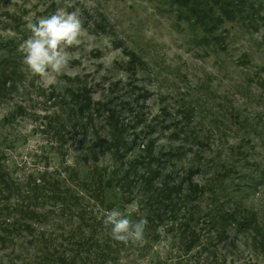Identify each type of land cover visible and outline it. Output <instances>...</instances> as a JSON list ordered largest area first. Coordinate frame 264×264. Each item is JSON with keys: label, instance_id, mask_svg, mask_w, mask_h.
Here are the masks:
<instances>
[{"label": "rangeland", "instance_id": "374dc122", "mask_svg": "<svg viewBox=\"0 0 264 264\" xmlns=\"http://www.w3.org/2000/svg\"><path fill=\"white\" fill-rule=\"evenodd\" d=\"M68 3L86 36L68 50L67 72L44 87L22 70L18 47L28 19L65 0H0V59L8 62L0 65L13 70L8 91L0 89V173L17 187L0 179V264H211L214 254L226 264H264V19L254 28L226 25V50L213 52L158 3ZM110 116L131 136L127 152L110 150ZM141 161L162 182L211 190L224 187L217 174L230 169L224 181L240 184L241 210L256 223L218 237L200 217L215 198L206 189L173 209V220L154 207L162 217L141 244L113 240L104 214L116 208L137 221L152 200L139 183L150 172ZM127 171L132 186L100 184ZM197 216L191 226L201 243L186 254L169 231Z\"/></svg>", "mask_w": 264, "mask_h": 264}, {"label": "trees", "instance_id": "16d2710c", "mask_svg": "<svg viewBox=\"0 0 264 264\" xmlns=\"http://www.w3.org/2000/svg\"><path fill=\"white\" fill-rule=\"evenodd\" d=\"M151 3H158L160 7H164L171 11L176 20L179 22H183L187 25V31L189 35H192L196 40L197 44L205 47L207 49H211L213 52H216L218 49L221 51L226 50V42L225 35L227 34L226 25H239V26H248V27H256L259 19H264L261 16L264 13V0H147ZM7 61L0 59V64H7ZM6 67L4 65H0V89L3 91H8L6 89V85L10 83L11 76L13 70L8 73L5 72ZM15 88V87H14ZM110 123L113 126V142L111 143L112 148L115 154H119V152H127L131 147L129 144V140H131L130 134L126 132V128L123 124V127L118 128V124H115L114 116H110ZM125 128V129H124ZM110 145H107L106 149H109ZM109 150V151H110ZM150 156L149 159H151ZM141 165L143 167L148 168L149 163L141 161ZM133 164H138V162H133ZM151 165V163H150ZM132 168V166H131ZM128 168L127 170H130ZM148 174H143L140 177V184L147 189L145 196L152 198V200H145V205L147 208V214L143 219L147 220V225L145 228L144 237L147 236L152 230V225L154 223V219L158 217H162L161 215L165 212L168 213L164 215L163 221L173 220V216L171 215L172 210L176 209L178 206L183 205L184 207L186 203H193L195 200L200 199L204 196L206 189L211 192L212 196L215 198H210V209L207 210L206 214H201V218L205 220V223L208 227L213 226V232L216 233L218 237L224 236L228 229L232 226H237L238 229L245 228V230H249V224L254 226L256 223V215L254 213L249 212L247 209L241 210L243 204L239 202L238 195L236 192L237 187L240 184L228 183L224 181L225 177H230V169L225 171L218 172L217 179L219 185H223L222 188L217 190V187L214 190L209 188L199 187L197 184H189V180H180V182L170 183L169 181L162 182L160 180V176L153 172L152 169L148 168ZM130 172L127 171V174H122L117 182L114 179L105 180L100 179V184L111 183L117 187L124 189L126 185H133L134 180L129 178ZM7 174L0 173L1 183L4 184L9 190L10 186H13V190H17V187L9 178L6 177ZM94 176V174H93ZM221 179V180H220ZM159 181V182H157ZM158 183L160 188L156 187L155 183ZM155 185V186H154ZM188 185V192L183 190ZM126 191V190H125ZM220 197L221 199H219ZM157 203L158 206H153ZM163 206V207H162ZM157 207L162 209L161 215H155L156 212H153V208ZM107 208V207H106ZM24 215L29 216L28 211H22ZM196 214L197 212H193ZM198 215V214H197ZM207 215V216H206ZM34 216V215H32ZM30 217V216H29ZM35 217V216H34ZM199 216L197 218L190 217L186 224L183 226L182 223L174 226L170 229L169 232L172 234V241L174 244L180 246L184 253H188L195 248H198L201 243V231H197V227H192V221H200ZM134 218V217H133ZM139 220V219H138ZM215 226L220 227V231L216 229ZM27 228H29L27 226ZM264 234V232H263ZM104 244H109V239L105 238L103 241ZM202 248L205 246L202 245ZM264 255V247H261ZM214 262L211 264H226L225 260L219 259V255H212Z\"/></svg>", "mask_w": 264, "mask_h": 264}, {"label": "clouds", "instance_id": "9594fccd", "mask_svg": "<svg viewBox=\"0 0 264 264\" xmlns=\"http://www.w3.org/2000/svg\"><path fill=\"white\" fill-rule=\"evenodd\" d=\"M68 7L71 5L65 0V6L58 7L54 13L28 19L26 26L30 35L18 47L22 54V70L39 77L37 84L44 87L55 76L67 72L71 58L68 50L80 46L86 36L78 12L68 11ZM17 88L23 91L22 85L18 84ZM103 225L113 240L138 245L144 240L147 220L133 221L114 208L104 214Z\"/></svg>", "mask_w": 264, "mask_h": 264}]
</instances>
